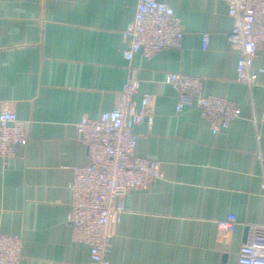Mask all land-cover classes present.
Wrapping results in <instances>:
<instances>
[{
  "label": "crops",
  "instance_id": "1",
  "mask_svg": "<svg viewBox=\"0 0 264 264\" xmlns=\"http://www.w3.org/2000/svg\"><path fill=\"white\" fill-rule=\"evenodd\" d=\"M161 1L182 21V46L130 64L124 31L138 0H0V111L29 122L27 144L0 157V232L23 237L24 264H93L68 219L74 170L90 163L77 123L116 105L130 66L141 80L134 99H152L136 153L163 177L117 199L126 211L110 264H237L248 225L264 226V48L257 83L240 82L226 0ZM171 72L203 77L204 93L235 102L239 117L214 133L196 106L178 112ZM230 214L236 226L223 232Z\"/></svg>",
  "mask_w": 264,
  "mask_h": 264
},
{
  "label": "built area",
  "instance_id": "2",
  "mask_svg": "<svg viewBox=\"0 0 264 264\" xmlns=\"http://www.w3.org/2000/svg\"><path fill=\"white\" fill-rule=\"evenodd\" d=\"M233 28L228 41L240 49L237 80L250 86L257 83L252 71L260 48H264V0H226ZM128 46L124 57L131 64L137 52L151 57L163 48H181L184 29L175 9L161 0H138L134 20L124 31ZM209 37L204 36L207 44ZM119 93L116 105L99 117L84 116L77 123L79 138L88 149L90 163L76 167L71 183L73 201L69 222L72 238L90 247L93 264H110L112 226L122 220L126 208L117 199L133 189H148L163 177L158 161L136 153L137 124L149 113L151 95L145 94L138 105L134 95L141 87L136 70ZM166 81L178 96L177 111L196 106L214 133L228 128L239 117L235 102L225 97L206 95L204 78L171 72ZM28 121L11 109L0 111V157L16 155L19 145L29 141ZM264 195V185H263ZM237 219L230 214L218 226L232 232ZM248 239L239 250L237 264H264V226L249 224ZM0 264H24V241L20 235L0 232Z\"/></svg>",
  "mask_w": 264,
  "mask_h": 264
}]
</instances>
